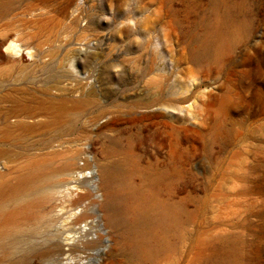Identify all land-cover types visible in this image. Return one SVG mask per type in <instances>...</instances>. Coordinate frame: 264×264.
I'll return each instance as SVG.
<instances>
[{
    "label": "rangeland",
    "instance_id": "1",
    "mask_svg": "<svg viewBox=\"0 0 264 264\" xmlns=\"http://www.w3.org/2000/svg\"><path fill=\"white\" fill-rule=\"evenodd\" d=\"M0 32L30 45L0 74V264H264V0H14ZM43 64L100 104L50 107Z\"/></svg>",
    "mask_w": 264,
    "mask_h": 264
},
{
    "label": "bare ground",
    "instance_id": "2",
    "mask_svg": "<svg viewBox=\"0 0 264 264\" xmlns=\"http://www.w3.org/2000/svg\"><path fill=\"white\" fill-rule=\"evenodd\" d=\"M13 1L14 0H0V15L5 14L10 9V7L13 4ZM70 1H72V0H70ZM81 13L88 18L92 17V12L90 10L81 9L80 14ZM229 22H230V17L228 14H225L224 15V23H229ZM14 38L15 37L13 36V34H10V33L3 34V35L0 34V74H1L2 70H10V67H7V66L3 67V65L5 64L6 61H8L11 58L14 59L15 57L19 56L23 51L22 49H28L30 46L29 43L27 42L26 36L19 34L17 39H14ZM9 41H12L13 43L11 45H9V52L6 55L5 52L2 51V48L3 47L5 48V45L9 44ZM28 55L32 56L31 53H28ZM55 62H57V61H55ZM43 71L48 74V77L45 81L42 82L43 87L39 90L38 93H41V95L45 96V102H47V104H49L50 107L55 108L59 112L62 113L66 109V105L69 103L75 109L85 107V106H89V105L91 106V105H94L95 103L100 104V100H99L100 98L99 97H98V99L95 97L91 98L90 96L88 97L87 95H84V94L80 95L78 98L70 99L68 97V94L70 91H64L63 89L58 87V83L60 82V80L68 77V74L65 71H62L60 69L59 65H48V64L40 65V67L37 69L36 73H34L32 70H28V73L26 75L28 82L32 83L33 80H35L36 77L38 76L37 73L43 72ZM5 75H8V74H5ZM1 77H3L2 74H1ZM50 82L53 83V85L51 87H55L59 91L58 95H51L52 93L50 92V88H47L48 87L47 84ZM52 89H54V88H52ZM15 127H21V128L23 127L24 129L28 130V127L23 126V125L21 126V124L15 125ZM82 176L86 177V176L81 174V177ZM76 182H77V184L81 183L77 180H76ZM93 183H95V182H93ZM75 187H77V185H75ZM176 218H177V216L175 215V212L166 211L165 213H163L161 215V218L159 219V221L157 223H155V227H163V229L165 230V233H167L170 230L171 226L173 225L172 223L175 221ZM80 221H81L80 216L75 218V222H80Z\"/></svg>",
    "mask_w": 264,
    "mask_h": 264
},
{
    "label": "clouds",
    "instance_id": "3",
    "mask_svg": "<svg viewBox=\"0 0 264 264\" xmlns=\"http://www.w3.org/2000/svg\"><path fill=\"white\" fill-rule=\"evenodd\" d=\"M131 9H130V3L128 4V6L124 9L125 12H129ZM104 16V22H108L112 19V17L108 16V15H103ZM135 22H136V19L135 18H132V17H129L123 21H121L122 24H127V25H130L132 28H135ZM13 42L12 41H9V44H6L5 45V54L7 55L8 52H9V45H11ZM31 49L28 50L29 53H31ZM28 58H31L30 55ZM118 70V69H117Z\"/></svg>",
    "mask_w": 264,
    "mask_h": 264
}]
</instances>
